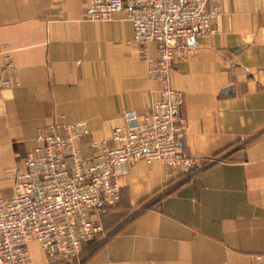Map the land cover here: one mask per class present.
I'll return each mask as SVG.
<instances>
[{
  "label": "crops",
  "instance_id": "0c3cea01",
  "mask_svg": "<svg viewBox=\"0 0 264 264\" xmlns=\"http://www.w3.org/2000/svg\"><path fill=\"white\" fill-rule=\"evenodd\" d=\"M89 0H0V45L16 70L0 94V197L53 123L85 121L108 140L129 114L160 99L140 59L126 7L105 21ZM216 34L170 73L183 97L180 149L195 175L130 160L119 203L81 264H255L264 254V0H220ZM82 153L89 157L87 140ZM110 145H112L110 143ZM23 264H51L36 242Z\"/></svg>",
  "mask_w": 264,
  "mask_h": 264
},
{
  "label": "built area",
  "instance_id": "2783aa9c",
  "mask_svg": "<svg viewBox=\"0 0 264 264\" xmlns=\"http://www.w3.org/2000/svg\"><path fill=\"white\" fill-rule=\"evenodd\" d=\"M123 7L140 59L151 62L154 48L147 76L159 83L160 99L146 113L129 114L108 140H93L85 121H61L38 132L15 174L12 197H0V264L27 262L30 242L38 243L51 264H81L82 245L102 234L99 215L119 203L117 180L130 160L160 162L187 176L201 168L202 162L180 149L183 97L171 87L170 73L215 36L220 0H89L86 15L105 21ZM15 73L12 50L0 45V94ZM255 264H264V254Z\"/></svg>",
  "mask_w": 264,
  "mask_h": 264
},
{
  "label": "trees",
  "instance_id": "16d2710c",
  "mask_svg": "<svg viewBox=\"0 0 264 264\" xmlns=\"http://www.w3.org/2000/svg\"><path fill=\"white\" fill-rule=\"evenodd\" d=\"M117 206V205H116ZM115 206V207H116ZM115 207H111V208H115ZM111 208H106L105 209V212L107 211V210H109V209H111ZM100 235H103V232H102V234H100ZM97 236L94 240H92V241H89V242H86V243H90V244H93L97 239H99L101 236Z\"/></svg>",
  "mask_w": 264,
  "mask_h": 264
},
{
  "label": "rangeland",
  "instance_id": "374dc122",
  "mask_svg": "<svg viewBox=\"0 0 264 264\" xmlns=\"http://www.w3.org/2000/svg\"><path fill=\"white\" fill-rule=\"evenodd\" d=\"M91 245H93V244H91Z\"/></svg>",
  "mask_w": 264,
  "mask_h": 264
}]
</instances>
